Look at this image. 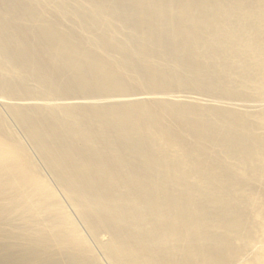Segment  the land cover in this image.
<instances>
[{"label":"bare ground","instance_id":"1","mask_svg":"<svg viewBox=\"0 0 264 264\" xmlns=\"http://www.w3.org/2000/svg\"><path fill=\"white\" fill-rule=\"evenodd\" d=\"M0 264H264V0H0Z\"/></svg>","mask_w":264,"mask_h":264},{"label":"rangeland","instance_id":"2","mask_svg":"<svg viewBox=\"0 0 264 264\" xmlns=\"http://www.w3.org/2000/svg\"><path fill=\"white\" fill-rule=\"evenodd\" d=\"M171 147H173L174 150L179 151L180 154H183V152H181L180 148L175 143L171 144Z\"/></svg>","mask_w":264,"mask_h":264}]
</instances>
